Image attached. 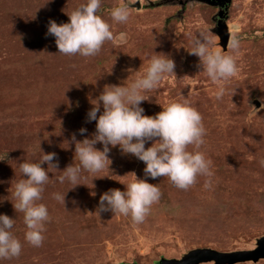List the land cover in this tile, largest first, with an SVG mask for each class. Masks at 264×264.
<instances>
[{
    "label": "rangeland",
    "instance_id": "374dc122",
    "mask_svg": "<svg viewBox=\"0 0 264 264\" xmlns=\"http://www.w3.org/2000/svg\"><path fill=\"white\" fill-rule=\"evenodd\" d=\"M83 2L0 0V213L14 219L11 231L22 245L18 257L0 259V264H154L194 247H254L255 238L264 234V167L259 165L264 159V0H230L225 49L215 32V5L202 0H102L97 14L109 23L113 39L94 57L58 53L54 37L46 35L48 21L67 22V14ZM122 2L130 4V15L119 23L109 12ZM200 31L226 53H231L233 36L239 40L238 71L220 100L199 58L187 52L191 37ZM152 50L174 60L175 75L165 74L146 94L143 114L154 115L173 100H187L199 111L206 129L201 150L213 162L210 186L204 187L205 177L188 189L173 187L167 177H145L142 161L111 147L108 169L90 174L81 181L85 185L44 186L41 202L50 220L42 245H29L23 239V214L11 202L12 187L21 178L17 163L37 160L38 144L45 153H57L58 168L47 173L52 181L66 165L77 163L70 137L76 133L80 140L95 131V121L85 122L90 99L106 84L133 79ZM81 127L87 129L83 135L77 132ZM95 147L101 148L100 143ZM132 173L161 190L149 215L135 225L111 212L98 217L99 195L111 188L123 191ZM91 175L97 176L93 187ZM64 191L63 206L50 194ZM234 264H264V257Z\"/></svg>",
    "mask_w": 264,
    "mask_h": 264
},
{
    "label": "clouds",
    "instance_id": "9594fccd",
    "mask_svg": "<svg viewBox=\"0 0 264 264\" xmlns=\"http://www.w3.org/2000/svg\"><path fill=\"white\" fill-rule=\"evenodd\" d=\"M101 4L102 0H84L67 14V22L48 21L46 35L54 37L58 53L94 57L106 41L113 39L109 23L97 14ZM130 7L122 2L111 8L109 16L115 22L124 23L129 18ZM190 44L188 54L199 58V67L217 85L213 95L220 100L227 91L225 84L238 71V38L233 36L228 43L231 53L215 48L203 31L194 34ZM174 68L175 62L169 55L153 52L142 71L133 72L137 73L133 79L123 84L104 85L90 99L91 107L86 112L85 122L95 121V131L80 140L76 139V133L71 135L77 163L66 165L54 181L47 173L57 170V153H45L39 144L37 160L17 163L21 178L12 187L11 202L15 211L23 214L25 242L40 247L44 240L46 223L50 220L48 208L41 202L44 186L50 182L68 183L71 185L68 189L85 185L81 181L88 180L90 174L108 169L111 147H118L121 154H131L142 161L145 177H167L177 189H188L198 177H205L204 187L210 186L213 162L201 150L206 129L199 111L187 100H173L154 115L143 114L141 102L149 98L146 94L157 88L165 74L175 75ZM86 131L84 127L77 130L81 135ZM148 141L152 142L145 147ZM65 142L67 149L69 142ZM97 142L101 145L99 149L95 147ZM259 165L264 167V159L259 160ZM93 178L97 176L91 175V187ZM124 185L123 191L111 188L99 195L96 215L111 212L130 218L134 225L140 224L159 202L161 190L157 184L136 178L134 173ZM65 192L50 195L64 206ZM13 223L14 219L0 213V259L15 258L21 253V241L11 231Z\"/></svg>",
    "mask_w": 264,
    "mask_h": 264
},
{
    "label": "water",
    "instance_id": "95a60500",
    "mask_svg": "<svg viewBox=\"0 0 264 264\" xmlns=\"http://www.w3.org/2000/svg\"><path fill=\"white\" fill-rule=\"evenodd\" d=\"M208 4L219 7V13L222 11L221 6L227 7L230 0H202ZM133 6L138 7L139 1H135ZM220 45L226 48L229 31L225 20L218 19L215 29ZM264 257V234L255 238L254 247L249 249L219 250L210 246L194 247L183 253L180 257H162L156 264H197L200 262L213 261L216 264H234L236 262L252 260L256 261ZM123 264H139L137 262H125Z\"/></svg>",
    "mask_w": 264,
    "mask_h": 264
},
{
    "label": "flooded vegetation",
    "instance_id": "af4514ba",
    "mask_svg": "<svg viewBox=\"0 0 264 264\" xmlns=\"http://www.w3.org/2000/svg\"><path fill=\"white\" fill-rule=\"evenodd\" d=\"M221 9H222V11L219 13V11H220L219 10V7L216 6L217 12H216V15L214 16V19H215L216 22L218 21L219 18L226 21V17H227V7L225 8V6L223 4V6H221Z\"/></svg>",
    "mask_w": 264,
    "mask_h": 264
},
{
    "label": "trees",
    "instance_id": "16d2710c",
    "mask_svg": "<svg viewBox=\"0 0 264 264\" xmlns=\"http://www.w3.org/2000/svg\"><path fill=\"white\" fill-rule=\"evenodd\" d=\"M210 221H211V220L208 219V220H204L203 222H204V223H206V222L209 223ZM209 230H210V229H209ZM211 231H212V230H211ZM211 231H210V232H211ZM156 263H157V262H155L154 264H156Z\"/></svg>",
    "mask_w": 264,
    "mask_h": 264
}]
</instances>
